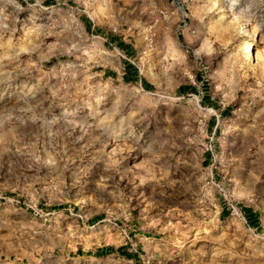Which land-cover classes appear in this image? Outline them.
I'll return each instance as SVG.
<instances>
[{
	"label": "rangeland",
	"instance_id": "obj_1",
	"mask_svg": "<svg viewBox=\"0 0 264 264\" xmlns=\"http://www.w3.org/2000/svg\"><path fill=\"white\" fill-rule=\"evenodd\" d=\"M0 264H264V0H0Z\"/></svg>",
	"mask_w": 264,
	"mask_h": 264
},
{
	"label": "trees",
	"instance_id": "obj_2",
	"mask_svg": "<svg viewBox=\"0 0 264 264\" xmlns=\"http://www.w3.org/2000/svg\"><path fill=\"white\" fill-rule=\"evenodd\" d=\"M116 44H117L118 48L126 54L127 57H130L131 54L133 53L132 50H130V48L128 46H126L125 44H123L121 42H116ZM136 78H137V72H136L135 68L132 65L127 64L126 74L124 75L123 80L128 81V82H131V81L133 82V81H136ZM252 216H253L252 221H255V216L254 215H252Z\"/></svg>",
	"mask_w": 264,
	"mask_h": 264
},
{
	"label": "bare ground",
	"instance_id": "obj_3",
	"mask_svg": "<svg viewBox=\"0 0 264 264\" xmlns=\"http://www.w3.org/2000/svg\"><path fill=\"white\" fill-rule=\"evenodd\" d=\"M253 50H254V46H253V44H251V43L247 44V46H246V52H245L247 58H251V57H252V55H253Z\"/></svg>",
	"mask_w": 264,
	"mask_h": 264
}]
</instances>
